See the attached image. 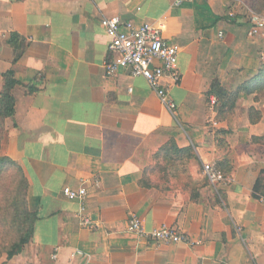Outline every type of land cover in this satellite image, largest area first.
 Returning <instances> with one entry per match:
<instances>
[{"label":"crops","instance_id":"obj_1","mask_svg":"<svg viewBox=\"0 0 264 264\" xmlns=\"http://www.w3.org/2000/svg\"><path fill=\"white\" fill-rule=\"evenodd\" d=\"M251 1L0 0V96L6 73L18 82L6 155L22 167L37 215L24 264H264V205L252 196L264 170L253 142L264 135V104L247 106L261 111L256 123L221 121L207 96L215 79L253 76L264 63ZM114 16L161 22L182 48L176 115L143 78L107 76L101 21ZM204 164L227 178L213 186ZM83 186L97 230L81 226V204L63 194ZM134 215L147 231L169 226L200 244L142 238L129 230Z\"/></svg>","mask_w":264,"mask_h":264},{"label":"built area","instance_id":"obj_2","mask_svg":"<svg viewBox=\"0 0 264 264\" xmlns=\"http://www.w3.org/2000/svg\"><path fill=\"white\" fill-rule=\"evenodd\" d=\"M101 25L110 39V56L104 62L107 76L112 77L121 72H128L134 78H143L163 106L171 114L176 115L177 106L170 98V91L182 82L179 71L182 48L177 44L169 43L164 38L161 22L144 23L137 27L133 22L123 23L119 17L114 16L103 18ZM250 25V36L264 38V18L254 14L250 19ZM211 103L216 104L215 97L211 98ZM204 172L213 186H217L224 180L222 172L212 164H204ZM63 194L69 201L81 204L82 209L79 214L81 226L85 229L97 230L99 225L84 215V204L88 196L87 188L83 186L74 190L67 187ZM260 201L264 205V198ZM129 230L142 238H151L158 243H185L191 247L200 244L169 226L147 231L137 215L131 218Z\"/></svg>","mask_w":264,"mask_h":264},{"label":"trees","instance_id":"obj_3","mask_svg":"<svg viewBox=\"0 0 264 264\" xmlns=\"http://www.w3.org/2000/svg\"><path fill=\"white\" fill-rule=\"evenodd\" d=\"M251 8L256 14L262 13L264 11V0H252ZM9 43L16 46L17 51L22 50L25 46V41L16 34L11 35ZM22 52L23 51H21V53ZM21 53L18 54L16 60L20 58ZM237 75L238 77H242L239 73ZM17 85L18 82L14 78L13 71H9L4 75V88L0 96V129L2 133L5 128V121L13 117L15 113L16 101L13 91ZM262 93L264 94V63L261 64L256 74L251 76L248 82L237 85L231 89L226 88L219 78L215 79L211 84L207 96L216 98L214 109L217 112V119L226 121L229 115L234 113L237 101L240 99L241 95H257ZM251 111H256V108H251ZM250 121L252 123L257 122L255 120ZM256 139H253V141ZM8 166L14 167L17 170V174H19L22 179V184L20 186L17 184L16 188L14 187L15 190L12 194L14 196H10L8 192H5L3 194V202H5V205L3 206L0 203V255H8V263L6 264H19L17 263L16 255L26 247L31 238L37 215L30 210L28 205L30 186L22 168L8 156H0V172H2V174H5ZM19 193L20 195H18ZM252 196L257 200L264 198V170L260 172L253 186ZM4 227L6 230H4ZM3 232H6V234L2 235Z\"/></svg>","mask_w":264,"mask_h":264},{"label":"rangeland","instance_id":"obj_4","mask_svg":"<svg viewBox=\"0 0 264 264\" xmlns=\"http://www.w3.org/2000/svg\"><path fill=\"white\" fill-rule=\"evenodd\" d=\"M254 40L260 42L261 40L264 41V38L254 37ZM259 53H260V58L264 59V49L260 50ZM235 75L234 76L229 75L228 77L225 76L226 79L224 81L221 80V82L223 83V85L226 88H228V89L234 88L235 86L240 85L242 83H246V82H248V80L251 79V75L249 73H247L246 71L244 72L242 77H238V75L237 76H235ZM238 78H240V79L238 80ZM233 82H235V83H233ZM231 84H232V86H231ZM254 101L259 103L260 105L264 104V94L262 93V94H257V95L256 94H247V95L243 94V95H241L240 99L237 101L234 113L232 115H229L228 120H235V118L238 116V114L239 115L246 114V116L250 120H253V121L255 120L258 122L263 117L261 114V111H258L256 109V111L253 112V111H251V108L247 107V106H249L250 103H252ZM252 108H254V107H252ZM4 126H5V128H4L3 133H2V130L0 129V156H7L6 155V152H7V135H8L7 120L5 121ZM253 142H255L257 144V147L263 149L264 148V135L260 136L259 138H257ZM225 177H227V176H225ZM207 180H208V178H207ZM208 182H209V180H208ZM17 184L20 186L22 184V179H21L20 175L17 174V170L14 167L8 166L6 168L5 174H2V172H0V192H1V194H0V201L1 202L0 203L3 206L5 205V202H3L4 201V195L3 194L5 192L6 193L8 192L10 196H14L12 194H13ZM18 195H20V193ZM15 196H17V195H15ZM219 196H222V194H219ZM20 197H22V196H20ZM6 198H7V196H6ZM0 214H1V212H0ZM4 230H6L5 227H4ZM0 232H1V230H0ZM5 234H6V232H3L2 235H5ZM24 249H22V251L18 255H16V260H17V263H19V264H24V261H23L25 259L24 258L25 257V255H24L25 250ZM0 257H5L6 259H8L7 254L0 255Z\"/></svg>","mask_w":264,"mask_h":264}]
</instances>
